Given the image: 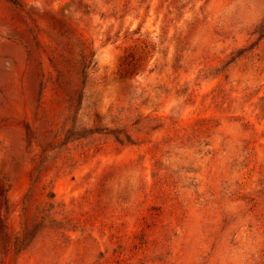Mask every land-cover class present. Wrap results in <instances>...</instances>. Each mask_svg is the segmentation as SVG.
<instances>
[{"label": "rangeland", "instance_id": "374dc122", "mask_svg": "<svg viewBox=\"0 0 264 264\" xmlns=\"http://www.w3.org/2000/svg\"><path fill=\"white\" fill-rule=\"evenodd\" d=\"M264 0H0V264H264Z\"/></svg>", "mask_w": 264, "mask_h": 264}, {"label": "trees", "instance_id": "16d2710c", "mask_svg": "<svg viewBox=\"0 0 264 264\" xmlns=\"http://www.w3.org/2000/svg\"><path fill=\"white\" fill-rule=\"evenodd\" d=\"M260 26H261V28H263V27H264V20H263V22H262V24H261Z\"/></svg>", "mask_w": 264, "mask_h": 264}]
</instances>
